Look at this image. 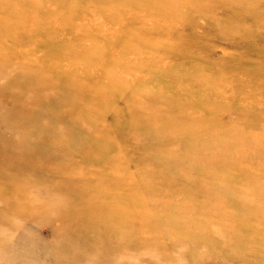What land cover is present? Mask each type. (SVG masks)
<instances>
[{"label":"rangeland","instance_id":"rangeland-1","mask_svg":"<svg viewBox=\"0 0 264 264\" xmlns=\"http://www.w3.org/2000/svg\"><path fill=\"white\" fill-rule=\"evenodd\" d=\"M3 4L42 23H0V96L32 122L0 99V264H264V0ZM29 59L75 83L50 116L31 99L57 88ZM88 70L126 85L123 112L155 133L78 127L84 94L120 98ZM171 118L179 130L159 129Z\"/></svg>","mask_w":264,"mask_h":264},{"label":"bare ground","instance_id":"bare-ground-1","mask_svg":"<svg viewBox=\"0 0 264 264\" xmlns=\"http://www.w3.org/2000/svg\"><path fill=\"white\" fill-rule=\"evenodd\" d=\"M22 8H23L22 6H17V5H7V4L1 5V7H0V12L1 13H10V12H13L15 10H18L17 11V15L9 14V17H7L8 14L0 15L1 16L0 23L2 25H4L3 27H7V28L10 29L13 26L18 27L17 25H19L21 27V29H25V30H27L26 29L27 26L40 28L39 26L41 25L42 21L41 20L34 21L33 19H30L29 16L25 15V12L23 10H19V9H22ZM19 17L23 21H21V19ZM22 26H23V28H22ZM24 43L25 42H22L20 45H22ZM27 44H30V43H27ZM22 47H24V45ZM36 48L37 47L30 48L29 49L30 51L26 52V55L29 58L34 59V54L33 53L35 52ZM22 53H24V52L22 51ZM29 60L32 62V65H24L25 70L26 71H30L31 70V71H35L36 72V69H40V71L43 72V77H40V78L43 81L52 82L53 85L55 84V86L57 88V92L54 94V96H50L49 99H46L45 95H37V94H43L42 91H45L44 88L41 89V90L35 91L36 92V95H35L36 97H33L31 99V103L34 106V108L40 110L41 113H39V114H41V115L46 114V115L50 116L49 113L51 112L52 107H56L55 110H58L60 108L61 104H62L61 102L58 101V99L75 93L74 92L75 83L67 80L65 78V76L63 75V73H62V76H61L63 78V83L62 84L58 83V76H53L52 75L55 72L54 70H53V73L51 75L48 74L47 73V67L45 66V63L50 61V59H48L45 62H41L39 64H34V60H31V59H29ZM29 66H31L30 70L28 69ZM79 67H80V65H79ZM80 69H82V68L80 67ZM83 70L85 72V69H83ZM83 70L81 71L82 74H83ZM27 73H30V72H27ZM79 73L80 72L78 71L77 74H79ZM86 75H87L86 80L89 83H90L91 80H93V81H101V82L107 84L109 89H111L113 91L121 89V92H120V98L118 96H114V94H113L112 98L110 97L111 99L108 97V99H110V100H105L106 103H108L107 106L103 105V102L102 103H98L97 102V104L94 103L89 98V96L87 94H84L83 96H85L88 99V100L86 99V102H85L86 103V108H87V116H84L80 120H78V122H77V126L78 127L81 126V125H84V123H82L83 120H85V122H87V123L90 122L88 127L89 128H94V129H96V127H95V123L96 122H98V123L103 122L102 126H98V127H101L100 130H103L105 128L106 129L110 128V129H108L107 134H106V138H108V140L109 139H114L115 137H120L124 133V131H126V130L129 131L128 133L130 134V136H134L135 135V133L133 132V130H135V129H137L136 130V136L140 135L141 132L153 131V132H150V133H155L153 128H150L152 130H148L147 129L149 127V125H152V124H149L147 126L143 124L142 120L138 116L139 115V110H136V112H135V111H131L130 109H127V111L123 112L124 108H128L127 105H126V98H125V94H127L128 92L125 93L126 91H123L124 88H122V86H125V88H126L127 87L126 85H122V84L115 85L116 82H115L114 78L109 73H107L104 76H102L99 73H92L91 71L88 70ZM82 77H84V76H82ZM108 83H111V84L108 85ZM65 84H66V88H63V85H65ZM49 86H50V84L47 87H49ZM102 87L97 91V93H99L100 96L102 95V93H104V92H100L102 90ZM103 88H105V86ZM108 88H107V90H108ZM131 89H130V91H131ZM32 92H33L32 90H28L26 92V95L28 93H32ZM107 93H112V92H110V91L108 92L107 91ZM0 95H1V93H0ZM144 95H146V94H144ZM102 97H104V96H102ZM0 99H1L2 102L6 101L7 104H12L13 105V108H12L13 110L17 109V111H20L23 114L22 122H24L26 124H32V122H30V120L28 118V113L29 112H26V109H27L26 103L23 102L24 100L22 98H19V96L17 95V93L15 91H10V92L6 91L5 99H3L1 96H0ZM121 99H123V100H121ZM128 99H127V101H128ZM44 100H48L47 103ZM132 103H135V101H133ZM18 104L25 105V106H19ZM83 106H84V104L81 107H83ZM108 106L112 107V108H110L111 110L108 109L109 108ZM91 111L96 112L95 116H96L97 119H91L90 120V117H91L90 116V112ZM115 112L117 114H115ZM124 115H126L127 117H123ZM39 119H40V117H39ZM143 121H144V119H143ZM153 121H154V119H153ZM13 122L16 123V124L19 123L18 119L13 121ZM140 123L142 124L143 128L140 127ZM113 125L117 126L119 128V130H118V128H115ZM177 126H178V121H177L176 118H171L169 120L168 125L167 124L158 125L159 129H161L162 131L165 130L167 132L168 131L171 132L170 130H172V131L179 130V128ZM210 127H211V125L209 124L208 128H210ZM140 128H141V130H140ZM182 129L186 130V129H188V126H185ZM209 131L212 132V130H208L207 132H209ZM167 134H169V133H167ZM188 134L191 135V138H193L192 140H196L197 137H199V135L196 132L191 131V129L187 133L180 132V133H175V135L174 134L173 135L176 138L184 139V138H188ZM204 135H205V137H208V138L211 137L208 133H205ZM152 136H154V134ZM153 138L155 139V136ZM182 141H184V140H182ZM143 150H144V148H143ZM240 231H241V229H240ZM180 232H181V230H180ZM183 234H185V232ZM185 238H189L190 239V237H188V236L185 237ZM247 239H250V235H249V238H247ZM250 240H252V238ZM203 242H204V240H203ZM243 244H245V243H243ZM262 259H264V258H262Z\"/></svg>","mask_w":264,"mask_h":264}]
</instances>
